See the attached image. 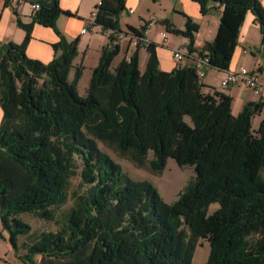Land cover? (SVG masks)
<instances>
[{
    "label": "trees",
    "instance_id": "trees-1",
    "mask_svg": "<svg viewBox=\"0 0 264 264\" xmlns=\"http://www.w3.org/2000/svg\"><path fill=\"white\" fill-rule=\"evenodd\" d=\"M24 1L40 4L30 23L15 11L25 40L0 42V220L10 244L25 248L30 263L40 256L39 264H194L196 246L206 239V264H264V118L252 126L264 101L247 102L234 115L233 98L206 92L194 66L161 70L154 42L141 70L145 27H129L141 40L116 65L120 45L109 37L82 96L84 66L74 63L79 38L68 40L57 26L62 14H73L60 0ZM192 1L203 15L211 4L223 9L214 40L202 50L195 47L199 25L190 17L184 30L161 21L188 39L186 56L208 57L209 68L229 70L249 11L264 45L259 0ZM101 3L93 25L121 32L126 0ZM35 23L59 36L48 63L27 55ZM99 142L152 173L161 174L174 159L193 167L195 177L166 203L149 180L124 173ZM77 160L81 191L73 194L63 225L21 244L32 230L21 215L54 221V208L69 200ZM214 203L219 207L209 214Z\"/></svg>",
    "mask_w": 264,
    "mask_h": 264
},
{
    "label": "crops",
    "instance_id": "crops-1",
    "mask_svg": "<svg viewBox=\"0 0 264 264\" xmlns=\"http://www.w3.org/2000/svg\"><path fill=\"white\" fill-rule=\"evenodd\" d=\"M101 0H60L63 10L70 11L73 16L62 14L57 21V26L68 40L79 38L78 56L75 65L82 64L84 73L80 80L91 77L92 70L97 66L104 46L108 45L109 37L113 36L120 45V52L114 60L116 65L120 60L127 58L136 51L132 45V32L129 27L141 30L145 27L144 38L139 48V65L144 70L148 61L147 45L156 43L161 70L171 71L180 66H194V57L185 56L181 63L173 56V51L181 50L187 54L188 39L182 35L177 37L163 33L168 31L167 25L161 21L168 19L171 25L178 29H184L186 16L199 25L195 34V47L202 50L212 42L217 34L223 7L219 4H211V10L203 15L199 3L192 0H126V10L120 15L121 32L104 30L101 26L90 24L91 13ZM264 7V0H259ZM130 9L133 12H130ZM15 11L20 15L24 23L33 21L34 10L30 1L19 2L0 0V42L12 41L23 43L26 31L19 27ZM87 27L88 31L81 33ZM119 36H122L121 39ZM181 37V38H180ZM176 38V39H175ZM59 36L53 28L35 23L32 29V38L27 46V55L39 59L45 63L54 58L53 44L58 42ZM241 66L251 71H258L264 77V45L262 44V32L256 22L255 15L249 11L246 14L240 29L238 45L233 54L229 70L223 71L208 68L202 79L206 92L217 90L230 95L233 98L232 113L238 115L247 102H257L258 97L245 84H233L227 88L221 83L229 71L238 70ZM88 86H84L85 91ZM80 92V90H79ZM264 111V109H263ZM3 118V110L0 104V124Z\"/></svg>",
    "mask_w": 264,
    "mask_h": 264
},
{
    "label": "rangeland",
    "instance_id": "rangeland-1",
    "mask_svg": "<svg viewBox=\"0 0 264 264\" xmlns=\"http://www.w3.org/2000/svg\"><path fill=\"white\" fill-rule=\"evenodd\" d=\"M186 24V23H185ZM185 29V26H184ZM181 29V30H184ZM167 34L169 36L173 35L179 39L180 34H175L168 30ZM181 38V37H180ZM176 39V38H175ZM89 85V79L86 78L82 80L79 90L80 94L83 96L86 94L84 86ZM264 118V111L261 114L256 115L253 118L252 126L258 128L261 120ZM99 146L102 150L107 152L117 163L122 166L123 172L127 173L131 178L135 180H149L158 190L160 197L166 203H173L177 198L180 191L195 177V172L193 167L184 166L181 167L177 164L174 159H169L165 166V169L161 174L152 173L146 168H139L135 166L130 160L121 157L118 153L111 147L99 142ZM152 158V153L149 154V159ZM75 174L70 179L69 184V200L66 204L54 208L55 220L47 221L35 217L30 213H23L21 217L26 222L30 223L32 230L30 235L21 236L20 243L24 241L33 240L41 231L57 230L59 229L66 218V214L73 205V194L81 191V162L77 160ZM219 204L214 203L209 207V214L213 213L218 209ZM210 252V244L206 239H200L194 253V264H206ZM27 253V250L23 247L16 250L8 241V233L4 230L3 225L0 220V264H39L40 256L35 257V263H30L26 261L23 256Z\"/></svg>",
    "mask_w": 264,
    "mask_h": 264
},
{
    "label": "built area",
    "instance_id": "built-area-1",
    "mask_svg": "<svg viewBox=\"0 0 264 264\" xmlns=\"http://www.w3.org/2000/svg\"><path fill=\"white\" fill-rule=\"evenodd\" d=\"M19 2H23V0H19ZM101 1L97 4V7L93 12L91 13V20L90 24H93L94 20L97 17L98 14V8L101 5ZM32 8L34 11H37L40 9L39 3H32ZM130 12H133L132 9H130ZM87 27L83 28L81 33L87 32ZM164 38H167V33H163ZM122 36H119L121 39ZM141 39L137 38L136 36L132 35L131 43L133 46L137 47ZM143 40V39H142ZM187 54L181 50H175L173 51V56L177 60V62L181 63L183 59L185 58ZM194 61L198 77L200 79H203L206 75L207 69L209 68V59L208 57H200L194 55ZM233 84H245L248 88H250L254 95L258 97L260 101H264V77H261L259 72L251 71L245 66H241L238 70L235 71H229L225 78L223 79L221 85L224 88H227L230 85Z\"/></svg>",
    "mask_w": 264,
    "mask_h": 264
}]
</instances>
